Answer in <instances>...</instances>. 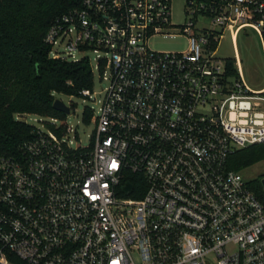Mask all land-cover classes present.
I'll list each match as a JSON object with an SVG mask.
<instances>
[{
	"label": "built area",
	"instance_id": "obj_1",
	"mask_svg": "<svg viewBox=\"0 0 264 264\" xmlns=\"http://www.w3.org/2000/svg\"><path fill=\"white\" fill-rule=\"evenodd\" d=\"M171 2L76 0L48 26L49 56L90 49L106 83L86 143L51 116L0 152V264H264V172L233 157L256 145L264 160V79L216 54L224 30L248 28L264 68V0H182V23ZM174 25L185 47L148 45Z\"/></svg>",
	"mask_w": 264,
	"mask_h": 264
},
{
	"label": "trees",
	"instance_id": "obj_2",
	"mask_svg": "<svg viewBox=\"0 0 264 264\" xmlns=\"http://www.w3.org/2000/svg\"><path fill=\"white\" fill-rule=\"evenodd\" d=\"M76 0H0V152H14L27 136L30 124L13 118L14 112L64 116L51 107L53 92L79 95L90 87L92 74L85 57L64 59L48 55L44 41L48 26ZM82 109V118L87 120ZM262 156L256 145L237 150L234 167ZM130 196H138L143 183L127 173Z\"/></svg>",
	"mask_w": 264,
	"mask_h": 264
},
{
	"label": "rangeland",
	"instance_id": "obj_3",
	"mask_svg": "<svg viewBox=\"0 0 264 264\" xmlns=\"http://www.w3.org/2000/svg\"><path fill=\"white\" fill-rule=\"evenodd\" d=\"M170 19L174 23H182L184 20V13L182 10V0H172ZM177 26L174 25L170 29L172 33H157L148 38V45L157 50H176L186 46L185 37L178 35ZM245 35L237 33L232 38L228 30H224L222 36L219 38L216 46V54L220 57H237L235 60L236 67L238 66L245 81L252 87H257L264 79V68L262 52L257 35L250 29H245ZM86 55L92 70L91 89L93 91L94 99H88L81 95H68L61 92H53L54 98L60 99L65 105H69L68 113L64 117L57 118L55 122L65 121L70 124L75 133H70V138L79 143H86L89 133L93 127L91 120L87 121L82 118V109L85 106L92 105L97 107L96 100L99 98V92L104 87L106 81L99 77V71L95 67V52L87 49L75 53L79 57ZM21 119L28 123L44 127L45 121L52 120L51 116H43L34 113H23ZM61 120V121H59ZM76 134V135H75ZM264 172V160L253 161L248 167L242 169L241 173L246 178L260 179Z\"/></svg>",
	"mask_w": 264,
	"mask_h": 264
},
{
	"label": "water",
	"instance_id": "obj_4",
	"mask_svg": "<svg viewBox=\"0 0 264 264\" xmlns=\"http://www.w3.org/2000/svg\"><path fill=\"white\" fill-rule=\"evenodd\" d=\"M51 107L62 112L68 111V107L58 98H54L52 100ZM129 189H130V183L129 182L124 183L122 186V191L124 193H127Z\"/></svg>",
	"mask_w": 264,
	"mask_h": 264
}]
</instances>
